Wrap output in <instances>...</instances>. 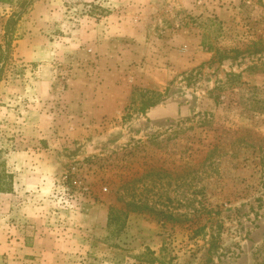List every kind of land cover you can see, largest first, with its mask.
<instances>
[{
  "label": "rangeland",
  "instance_id": "obj_1",
  "mask_svg": "<svg viewBox=\"0 0 264 264\" xmlns=\"http://www.w3.org/2000/svg\"><path fill=\"white\" fill-rule=\"evenodd\" d=\"M11 19L0 264H264V0L0 1V45Z\"/></svg>",
  "mask_w": 264,
  "mask_h": 264
},
{
  "label": "trees",
  "instance_id": "obj_2",
  "mask_svg": "<svg viewBox=\"0 0 264 264\" xmlns=\"http://www.w3.org/2000/svg\"><path fill=\"white\" fill-rule=\"evenodd\" d=\"M2 2H9L10 0H0ZM15 22V19H11L9 22H7V27H6V31H5V40H4V44L3 45H0V73L3 69V66H4V63L6 62L9 54H10V51H11V39H10V33L12 32V24ZM156 103V100L154 101H150L148 104H145L147 107H150V106H153L155 105ZM7 177V175H5L4 173L1 172V175H0V190H8L9 188H5L4 184H6L4 181H3V178ZM126 206L127 208L125 210H123V208H120V209H117L116 207L114 206H110L109 207V212H108V221L109 223H113V222H117L120 218V214L124 213L123 211H128V207L130 209V211H133V212H140V204H137L135 202H128L126 203ZM142 207H145V206H142ZM141 207V208H142ZM156 214L163 218V219H169V220H177L172 214H167L163 211H157ZM213 241L211 240L209 242V246L207 248V253H211V251L213 250Z\"/></svg>",
  "mask_w": 264,
  "mask_h": 264
}]
</instances>
